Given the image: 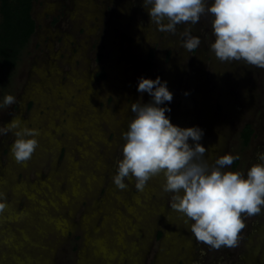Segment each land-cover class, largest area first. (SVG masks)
Instances as JSON below:
<instances>
[{
	"label": "rangeland",
	"instance_id": "1",
	"mask_svg": "<svg viewBox=\"0 0 264 264\" xmlns=\"http://www.w3.org/2000/svg\"><path fill=\"white\" fill-rule=\"evenodd\" d=\"M32 15L36 29L16 65L0 66V100L6 92L17 96L0 109V126L19 116L39 129V145L23 162L10 150L13 133L0 135V191L7 197L0 264H264V212L245 217L235 247L217 249L170 206L162 174L143 191L134 178L125 189L112 179L121 134L134 116L130 105L152 99L138 91L140 76L167 81L173 99L164 102L166 115L204 129L209 163L239 153L229 167L246 172L264 153V68L218 60L208 12L175 33L150 22L143 0H34ZM188 27L201 38L191 51L182 44ZM83 76L95 88L89 96Z\"/></svg>",
	"mask_w": 264,
	"mask_h": 264
},
{
	"label": "clouds",
	"instance_id": "2",
	"mask_svg": "<svg viewBox=\"0 0 264 264\" xmlns=\"http://www.w3.org/2000/svg\"><path fill=\"white\" fill-rule=\"evenodd\" d=\"M149 20L158 30L175 33L178 24H196L205 12L212 14L214 40L209 47L222 62L243 61L264 68V0H143ZM189 51L201 44L191 28L181 33ZM138 91L151 96L149 102H132L134 116L122 132V157L117 159L113 183L143 191L149 180L162 174L164 192L171 193L170 206L186 217L192 234L213 248L235 247L246 226L245 217L264 212V153L246 172L229 167L240 154L224 152L211 163L201 143L204 129L180 126L166 115L173 92L160 76L138 78ZM17 96L6 92L0 109L11 106ZM13 133L10 150L17 162L31 159L39 145V129L14 116L0 126V135ZM191 138V142H190ZM7 207L0 191V213Z\"/></svg>",
	"mask_w": 264,
	"mask_h": 264
},
{
	"label": "trees",
	"instance_id": "3",
	"mask_svg": "<svg viewBox=\"0 0 264 264\" xmlns=\"http://www.w3.org/2000/svg\"><path fill=\"white\" fill-rule=\"evenodd\" d=\"M34 0H0V66L7 71L14 68L19 55L36 29L32 15ZM153 52L145 59L148 66ZM252 134L250 124L242 130L243 143H247Z\"/></svg>",
	"mask_w": 264,
	"mask_h": 264
},
{
	"label": "flooded vegetation",
	"instance_id": "4",
	"mask_svg": "<svg viewBox=\"0 0 264 264\" xmlns=\"http://www.w3.org/2000/svg\"><path fill=\"white\" fill-rule=\"evenodd\" d=\"M53 66V65H52ZM81 84H83V86H84V88H83V93L82 94H84V96L85 95H90V93H92L93 92V90L95 89L93 86H91V85H89V81H87L86 79H84V76L83 77H81ZM86 80V81H85ZM78 100H80L81 101V99H82V97L81 96H78V98H77ZM72 107H73V105H72ZM33 185V184H32ZM34 186H36V185H34ZM76 187V189H77V186H75ZM76 189L74 190V191H76ZM67 196H66V193H63V198H66ZM3 216H2V213H0V220H1V218H2ZM122 230H118V235H117V238L118 239H120V240H123V235H122ZM87 237H88V235H87ZM79 264V263H78Z\"/></svg>",
	"mask_w": 264,
	"mask_h": 264
},
{
	"label": "bare ground",
	"instance_id": "5",
	"mask_svg": "<svg viewBox=\"0 0 264 264\" xmlns=\"http://www.w3.org/2000/svg\"><path fill=\"white\" fill-rule=\"evenodd\" d=\"M75 189H76V187H75ZM134 197V196H133ZM118 213H120V212H118ZM119 216V215H118ZM120 224V223H119ZM119 224H117L118 226H119ZM118 226H116V227H118ZM118 230H122L121 228H119Z\"/></svg>",
	"mask_w": 264,
	"mask_h": 264
}]
</instances>
